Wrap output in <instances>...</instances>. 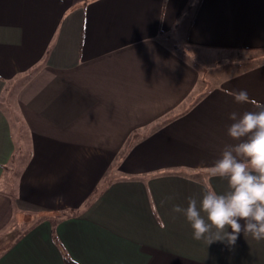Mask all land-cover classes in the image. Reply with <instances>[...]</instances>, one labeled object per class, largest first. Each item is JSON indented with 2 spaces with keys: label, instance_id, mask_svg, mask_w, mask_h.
Returning <instances> with one entry per match:
<instances>
[{
  "label": "crops",
  "instance_id": "0c3cea01",
  "mask_svg": "<svg viewBox=\"0 0 264 264\" xmlns=\"http://www.w3.org/2000/svg\"><path fill=\"white\" fill-rule=\"evenodd\" d=\"M66 256L264 264V0H0V264Z\"/></svg>",
  "mask_w": 264,
  "mask_h": 264
},
{
  "label": "trees",
  "instance_id": "16d2710c",
  "mask_svg": "<svg viewBox=\"0 0 264 264\" xmlns=\"http://www.w3.org/2000/svg\"><path fill=\"white\" fill-rule=\"evenodd\" d=\"M66 263L67 264H77L75 261H73L71 258H69L68 256H66Z\"/></svg>",
  "mask_w": 264,
  "mask_h": 264
},
{
  "label": "rangeland",
  "instance_id": "374dc122",
  "mask_svg": "<svg viewBox=\"0 0 264 264\" xmlns=\"http://www.w3.org/2000/svg\"><path fill=\"white\" fill-rule=\"evenodd\" d=\"M24 229H25V227H24Z\"/></svg>",
  "mask_w": 264,
  "mask_h": 264
}]
</instances>
